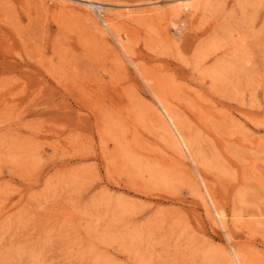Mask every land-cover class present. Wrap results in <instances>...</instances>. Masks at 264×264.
<instances>
[{"label": "rangeland", "instance_id": "1", "mask_svg": "<svg viewBox=\"0 0 264 264\" xmlns=\"http://www.w3.org/2000/svg\"><path fill=\"white\" fill-rule=\"evenodd\" d=\"M0 264H264V0H0Z\"/></svg>", "mask_w": 264, "mask_h": 264}, {"label": "bare ground", "instance_id": "2", "mask_svg": "<svg viewBox=\"0 0 264 264\" xmlns=\"http://www.w3.org/2000/svg\"><path fill=\"white\" fill-rule=\"evenodd\" d=\"M89 2H91V0H88ZM186 7H188V5H186ZM128 10V9H127ZM132 12H131V10L130 11H125L123 14H126L127 16V18H128V15H130ZM132 15H133V13H132ZM131 15V16H132ZM172 120V119H171ZM223 213L222 212H219V215H222Z\"/></svg>", "mask_w": 264, "mask_h": 264}]
</instances>
